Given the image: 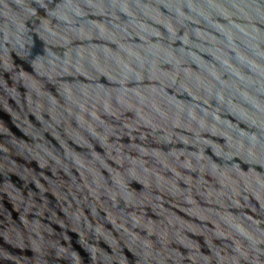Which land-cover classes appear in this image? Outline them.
I'll return each mask as SVG.
<instances>
[{
	"label": "water",
	"instance_id": "obj_1",
	"mask_svg": "<svg viewBox=\"0 0 264 264\" xmlns=\"http://www.w3.org/2000/svg\"><path fill=\"white\" fill-rule=\"evenodd\" d=\"M0 264H264V0H0Z\"/></svg>",
	"mask_w": 264,
	"mask_h": 264
}]
</instances>
